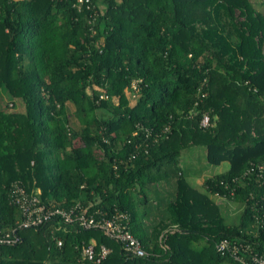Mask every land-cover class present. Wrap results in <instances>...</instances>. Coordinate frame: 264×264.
<instances>
[{"label":"trees","instance_id":"16d2710c","mask_svg":"<svg viewBox=\"0 0 264 264\" xmlns=\"http://www.w3.org/2000/svg\"><path fill=\"white\" fill-rule=\"evenodd\" d=\"M73 3L0 0V90L24 104L0 110V230L20 237L0 246V264H241L217 250L223 238L264 254V12L252 0ZM195 145L229 164L206 192L175 164ZM163 180L169 198L155 187L147 199L144 188ZM14 181L48 206L127 213L148 254L128 256L76 222L19 228ZM209 193L242 204L237 223ZM149 201L156 213L138 211ZM91 239L111 249L99 263L80 256Z\"/></svg>","mask_w":264,"mask_h":264},{"label":"built area","instance_id":"2783aa9c","mask_svg":"<svg viewBox=\"0 0 264 264\" xmlns=\"http://www.w3.org/2000/svg\"><path fill=\"white\" fill-rule=\"evenodd\" d=\"M73 5L82 10L84 7L91 8V0H74ZM135 87V81L132 82ZM209 114L203 113L200 118V125L206 127L210 125ZM147 139L151 137L152 143L158 140L159 134L152 135L148 128H144ZM145 147L148 143L145 142ZM259 170L262 166L257 167ZM40 190L36 189L27 192L19 181H14L9 188V201L18 207L21 219L18 222L19 228L39 227L52 219H58L60 223L76 222L80 227L89 229L97 228L108 238L118 242L122 250L132 257H143L148 254L141 242L133 235L129 228V217L125 212L116 211L111 216H96V211L86 213L82 211L79 203L69 207L48 206L39 197ZM17 228L12 227L8 230H0V246L14 245L20 237L16 232ZM58 240L57 244L61 245ZM216 248L221 253H229L236 261L241 264H264V254L252 249L249 243H231L227 238L219 240ZM111 252V249L104 244L97 245L94 239L84 244L80 250V256L84 260L95 263L101 262Z\"/></svg>","mask_w":264,"mask_h":264},{"label":"rangeland","instance_id":"374dc122","mask_svg":"<svg viewBox=\"0 0 264 264\" xmlns=\"http://www.w3.org/2000/svg\"><path fill=\"white\" fill-rule=\"evenodd\" d=\"M254 3V7L264 12V0H252ZM127 96L129 99V102L132 104L134 102L133 94L128 91ZM0 110L4 111H15V112H23L24 111V104L21 99L11 97L5 90H0ZM76 143H79V141L76 140ZM176 166H179L183 172L184 177L190 182V184L200 191H205L204 188V180L211 175L219 172L225 171L229 164L227 161L221 162L219 165H213L207 161L206 158V150L203 146H191L187 149L183 150L179 157L176 160ZM149 187L144 188V192L147 194V199H150V201H155V197H153V193L151 190H153L155 187L158 190L157 192L160 195H165V197L170 196V191L172 190V187L163 181H159L157 184L150 183L148 185ZM154 192V190H153ZM143 192L141 193H134V199L139 200L143 197ZM214 201H216L222 210V213L225 217V220L228 224L237 223L239 220V214L242 210V204L234 201L232 199H228L225 197H221L215 194H210ZM169 198V197H168ZM144 202L138 205V211H143L146 207L151 208L152 212H157V209L155 205L152 202ZM153 216H149V218H146L145 222H150ZM221 264H232L230 261L225 260Z\"/></svg>","mask_w":264,"mask_h":264}]
</instances>
